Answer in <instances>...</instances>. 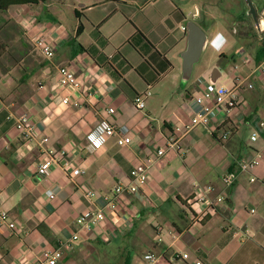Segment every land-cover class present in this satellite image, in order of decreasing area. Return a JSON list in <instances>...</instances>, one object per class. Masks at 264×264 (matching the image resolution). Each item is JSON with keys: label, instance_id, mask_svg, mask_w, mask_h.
<instances>
[{"label": "crops", "instance_id": "crops-1", "mask_svg": "<svg viewBox=\"0 0 264 264\" xmlns=\"http://www.w3.org/2000/svg\"><path fill=\"white\" fill-rule=\"evenodd\" d=\"M48 6L49 1L13 7L15 17L31 22L28 34L37 24L55 25L49 35L54 57L45 60L23 47L20 60L0 69V211L18 224L16 232L0 228V264H21L74 231L78 239L63 249L57 264H145L151 252L164 255L157 264H264V74L257 70L264 65V18L259 16L260 28L240 16L242 9L234 11L237 20L223 15L209 24L202 18L199 25L210 31L185 76L187 22L197 17V7L187 14L173 0H90L74 5L77 20L64 23L61 7L52 12ZM239 22L244 29L237 31ZM217 32L229 41L219 52L211 47ZM60 65L75 68L77 88L55 81ZM238 72L254 83L240 89V102L219 105L208 124L194 126L178 139L179 147L157 156L176 126L208 106L205 91L232 87ZM146 89L151 94L139 110L134 97ZM23 112L41 127L54 156H67L83 171L53 164L38 174L36 166L48 156L29 147L16 127ZM103 119L130 142L120 145L115 134L101 148L85 151L88 135ZM223 131L229 132L226 139ZM257 156L252 171L241 170L242 159ZM147 158L153 164L139 193L122 195L119 209L106 211L93 230L79 229L77 216L103 203L86 189L110 195ZM228 174L234 180L226 186ZM207 186L209 196L222 194L225 202L189 227L186 200Z\"/></svg>", "mask_w": 264, "mask_h": 264}, {"label": "built area", "instance_id": "built-area-1", "mask_svg": "<svg viewBox=\"0 0 264 264\" xmlns=\"http://www.w3.org/2000/svg\"><path fill=\"white\" fill-rule=\"evenodd\" d=\"M17 18V19H16ZM16 21L22 26L26 35L34 45L35 49L45 60H51L54 57L55 49L49 41V35L52 30L55 28V25L51 24H37L32 31V34H28L30 30L29 20L18 14L15 17ZM183 29H186V26H182ZM237 69V65L234 66ZM261 74H264V65L257 69ZM55 81L61 85L72 86L77 88L79 86V80L75 71V68L72 65H60L56 68ZM252 89L254 83L247 81L245 76L239 72L234 76V85L232 87H226L219 85L217 87H212L209 90H206L204 93V98L208 101V106L204 108L203 112L198 113L195 116L190 117L184 124L175 127V134L168 138L164 147L157 149V156H160L164 153L166 148H177L178 139L184 134L189 132L194 126L199 124H208L212 118V113L214 110L221 104L227 102L230 106H234L240 102V89L242 87ZM151 94L149 89H146L134 97V104L137 109L142 110L145 106L146 97ZM202 100V99H199ZM63 103H68V98L62 99ZM1 107V102H0ZM112 112L113 110L110 109ZM106 125L107 127L103 129L102 135L105 138V141L108 137L117 134V142L120 145L128 144L131 140L129 136L119 135L115 129L114 124L109 122L106 119L101 120L95 127V130L92 132H97V130L102 126ZM16 127L26 138V144L29 147H38L42 155H47L48 158H45L36 166V172L40 175H45L49 172L51 165L57 164L61 165L64 170L66 167L72 170L74 174L82 172L83 170L76 165H72V161L67 158V156L60 158V160L52 154V151L47 148L44 143L47 141V137L42 133L41 127L35 125L31 122L30 116L28 113H20L17 117ZM88 135V140L83 146L87 152H93L96 148L92 145ZM228 131H223L221 138L226 139L228 136ZM252 139L256 138V133H252ZM65 151H70L69 148H66ZM259 157H254L252 159H242L239 162L240 168L243 171H252L254 167L258 164ZM153 160L147 158L137 163L130 171V181L128 183L120 182L114 186L111 194H100L94 188L86 189L85 194L88 197H96L102 199V205L95 207L90 212L86 214H81L77 216L76 223L79 226V229L93 230L97 227L102 221L105 220L106 211H116L120 207L121 196L124 194H138L140 191V186L145 184L148 180L149 169ZM255 177H251V180H255ZM234 180L233 174H228L225 178L226 186L232 184ZM211 189L210 186L207 187H198L196 188L194 194L186 200V206L190 210V219L189 227L202 224L207 218L216 214L219 208L222 207L225 200L222 194L211 197L208 195V191ZM0 228L8 229L11 232H16L18 229V224L16 221L8 219L7 212L2 210L0 211ZM78 239V231L66 239H59L57 243L53 246H48L42 250V252L33 258L25 259L21 264H57L59 258L62 255L63 249H67L71 246L72 241ZM183 258H188V253L184 252L181 254ZM164 258L162 253H147L144 257L145 264H157ZM196 264H202L201 261L197 260Z\"/></svg>", "mask_w": 264, "mask_h": 264}, {"label": "rangeland", "instance_id": "rangeland-1", "mask_svg": "<svg viewBox=\"0 0 264 264\" xmlns=\"http://www.w3.org/2000/svg\"><path fill=\"white\" fill-rule=\"evenodd\" d=\"M85 1H90V0H49V3H51V6H48L51 11L53 12L54 9H57V6L61 7V11L59 12L61 19H63L64 23L68 22L69 20H77L76 16L73 13V6L78 5L79 2H85ZM92 1V0H91ZM144 1V0H139V2ZM178 5H181L184 7L187 11V14L194 10L195 7H197L198 10V15L197 17L192 16V20H195L198 24H203L202 22L204 19H208V23H212L214 18H219L224 16H228L229 20H237V13L238 10L241 9H247L248 6L244 1L241 0H173ZM233 1L234 3H231ZM261 1V0H260ZM52 7V8H51ZM17 11V8L15 7H10L7 11L5 12H0V16L3 18H12L15 22V13ZM58 10H55V13ZM236 11V12H234ZM190 14V13H189ZM257 15H259L261 18H264V9H261L260 12L257 10ZM258 16V18H260ZM203 18V19H202ZM201 19L203 20L201 22ZM225 19V18H224ZM251 19V18H250ZM1 25V22H0ZM206 31H210L207 29V25L204 26ZM20 28V27H19ZM237 31L243 30V22H239V24H236ZM3 31H0V51L3 53L2 55V61L6 64H9L15 60H20L21 56L16 53V50L18 47H25L21 41L20 38L23 39V35H20L18 33V29L11 28V27H4L1 29ZM22 36V37H21ZM27 47V46H26ZM32 48V47H30ZM5 51H9L5 52ZM13 54L12 56L10 55ZM32 54H39V52L33 51ZM5 60V61H4ZM95 264H100L99 261L95 260Z\"/></svg>", "mask_w": 264, "mask_h": 264}, {"label": "trees", "instance_id": "trees-1", "mask_svg": "<svg viewBox=\"0 0 264 264\" xmlns=\"http://www.w3.org/2000/svg\"><path fill=\"white\" fill-rule=\"evenodd\" d=\"M49 0H0V12H5L7 11L10 7H13V6H18V5H26V4H29V5H38V4H43V3H47ZM258 12L261 11V9H264V4H255ZM247 9H242V12H241V17H247V18H251L250 20L253 21L252 17L247 14ZM78 16V15H76ZM259 16V15H258ZM242 19V18H241ZM0 22H1V25H0V31H3L1 29H3L4 27L8 26V27H11V28H15V29H18V33L20 35H23V39L20 38L21 41L23 44L21 45H24L25 47V50L26 51H35L37 52V50L35 49L34 45L32 44V42L30 41V39L28 38V36L26 35L24 29L22 28V26L15 22L12 18H3L0 16ZM20 27V28H19ZM81 30H82V23L79 22L78 23V26H77V31H76V35L73 37V40L74 42H76V37L77 35H79L81 33ZM136 34L140 35V36H143V34L137 30ZM22 37V36H21ZM77 45L79 46V48H81V44L77 42ZM27 46V47H26ZM32 47V48H30ZM22 47H18L17 50H16V53L19 54L20 56L23 55V52L21 50ZM5 52H8L9 51H5ZM3 53L0 51V69H4L6 67V64L2 61V55ZM10 55L12 56L13 54H11L10 52ZM260 59V58H259ZM5 61V60H4ZM17 60L11 62L12 63H15ZM10 65V64H9Z\"/></svg>", "mask_w": 264, "mask_h": 264}, {"label": "water", "instance_id": "water-1", "mask_svg": "<svg viewBox=\"0 0 264 264\" xmlns=\"http://www.w3.org/2000/svg\"><path fill=\"white\" fill-rule=\"evenodd\" d=\"M245 2L248 6L247 14L252 17L255 25L260 28V20L255 4L252 0H245ZM205 41V30L195 20H189L187 22V49L183 54V73L185 76L190 75L193 64L198 60Z\"/></svg>", "mask_w": 264, "mask_h": 264}, {"label": "clouds", "instance_id": "clouds-1", "mask_svg": "<svg viewBox=\"0 0 264 264\" xmlns=\"http://www.w3.org/2000/svg\"><path fill=\"white\" fill-rule=\"evenodd\" d=\"M229 41L227 37L224 35L222 32H217L214 34L212 40H211V47L219 52L224 49L228 45ZM106 125H102L97 132L92 133V135L89 137L91 140L92 145L96 148L99 149L102 147V145L105 142V138L102 135L103 129L106 128Z\"/></svg>", "mask_w": 264, "mask_h": 264}, {"label": "flooded vegetation", "instance_id": "flooded-vegetation-1", "mask_svg": "<svg viewBox=\"0 0 264 264\" xmlns=\"http://www.w3.org/2000/svg\"><path fill=\"white\" fill-rule=\"evenodd\" d=\"M241 1H244L245 2V0H241ZM252 2L254 3V4H264V0H252ZM231 3H234L233 1H231ZM246 3V2H245Z\"/></svg>", "mask_w": 264, "mask_h": 264}, {"label": "bare ground", "instance_id": "bare-ground-1", "mask_svg": "<svg viewBox=\"0 0 264 264\" xmlns=\"http://www.w3.org/2000/svg\"><path fill=\"white\" fill-rule=\"evenodd\" d=\"M262 21V20H261Z\"/></svg>", "mask_w": 264, "mask_h": 264}]
</instances>
